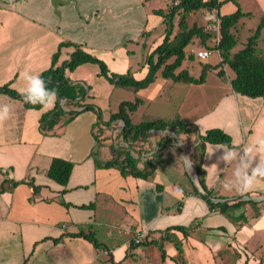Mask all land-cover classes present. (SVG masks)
<instances>
[{
    "label": "crops",
    "instance_id": "1",
    "mask_svg": "<svg viewBox=\"0 0 264 264\" xmlns=\"http://www.w3.org/2000/svg\"><path fill=\"white\" fill-rule=\"evenodd\" d=\"M10 1L0 0V85L9 83L18 91L24 87L21 73L30 71L40 74L49 68L53 54L64 41L81 44L86 50L103 59L113 72L125 73L130 70L136 79H143L149 71L146 63L148 55L162 43L165 36V17L156 13V10L167 11L173 2ZM219 1L222 2L217 8L220 15L230 14L238 9L231 0ZM239 4L243 12L250 14L245 17L254 15L255 12L264 13V0H239ZM205 13L204 8L190 12L187 16L188 26H204ZM243 18L240 19L237 29ZM69 22L75 25L63 26ZM77 25L83 26L81 34L77 37L69 36L67 32ZM174 25V31H177L178 25ZM247 39L248 37H240L238 44L241 43L236 49H240ZM208 46H213L212 40L200 44L197 38L190 49L194 53L193 50ZM74 50V46H63L59 63L69 59ZM213 51L218 53L220 62V52L216 49ZM195 62L196 60L183 63V67L192 74V69H195L197 74L194 75L199 77L203 65H196ZM205 62L213 66L217 64ZM95 65L82 64L74 71L68 70L67 75L74 83L86 87V95L80 97L84 103L98 106L101 115L104 107L109 111L104 119L107 121L111 113L118 111L120 103L129 99H121L118 109L113 110L111 100L121 86L111 84ZM219 69L210 67L207 75L212 72L215 78H219L216 77ZM232 78L230 77L224 88L220 78L208 83L213 88L214 96L215 90L219 91L215 102L208 105L206 102L213 96V93L210 94L205 89L208 76L200 84L172 83L159 76L148 87L134 91L135 99L139 97L143 100L136 112L160 97L173 100L174 95L180 96L177 115L188 125L195 126L201 133L218 127L229 133L233 139L231 147L207 144L203 167L208 187L222 199H244L250 196L263 204L264 180H258L247 193L224 187L225 183L230 186L241 184L237 168L241 161L248 160L244 155L245 148L256 138H264V98H253L235 92L230 82ZM193 84L197 86L194 93L191 89ZM182 88H186L183 94ZM142 89L147 93L145 98L137 96ZM221 89L223 92H220ZM0 103H7L12 109L10 118L0 123V186L5 179H32L36 185L41 186L35 192L32 185L21 183L13 190L0 193V264H105L106 261L108 264H123L129 259L128 254L141 251L140 246L132 247L138 231L146 229L151 235L158 236V230L178 224L188 225L194 220L199 221L200 227L205 230V241L208 245L201 239H186L181 232H175L183 239L188 258H195L200 262L212 258L213 251L228 243L235 247L248 244L258 233V229L264 227V212L253 219V223L247 220L232 221L221 212H211L207 201L200 196L186 192L192 190L194 181L184 168L182 156L186 158V150L193 152L198 135L196 132L179 133V137L186 141L185 146L172 140L163 150L162 160L154 176L144 179L132 175L124 176L115 167L96 166L91 152L98 139H104L102 146L107 141L106 131H102L101 136L97 134V140L94 135L98 128V112L87 110L74 119H66V122L61 119L52 131L45 134L40 128V118L56 103L51 108H27L21 99L2 92ZM63 107L66 111L82 108L72 103L64 104ZM85 115L88 116V121L86 119L78 125L76 122ZM102 146L99 148L100 158H111L114 150L104 152ZM157 148L150 141L144 142L141 147L142 154L137 157L140 158L138 167L144 168L146 160L153 157ZM233 148L236 159L225 163L223 157ZM108 153V157L101 156ZM55 157L74 163L66 185L48 175ZM252 166L255 167V163ZM158 185H161V189H158ZM108 201L120 212L119 223L98 213L101 206L106 208L105 203ZM91 202L95 203L93 208L79 207ZM250 205L246 203L239 207L234 215L244 214L247 217ZM93 225H106L113 231H123L130 238L118 244L98 240L105 245L104 249L95 247L84 236L73 237L69 234L81 230L88 232L93 229Z\"/></svg>",
    "mask_w": 264,
    "mask_h": 264
},
{
    "label": "trees",
    "instance_id": "2",
    "mask_svg": "<svg viewBox=\"0 0 264 264\" xmlns=\"http://www.w3.org/2000/svg\"><path fill=\"white\" fill-rule=\"evenodd\" d=\"M15 1L19 0H11L10 2ZM231 1L237 5L238 9L233 13L220 15L222 24L221 40L218 44L215 43L211 47H206L212 50H218L220 52L221 61L213 66L206 63V59H201L197 56L203 65V69L199 77H196L194 74L190 73L186 67H183V63L186 60L190 62L194 60L195 54L190 49V46L194 44L197 38H199L200 44H206V42L213 39V35L205 32L204 26L201 27L194 25L189 27L187 23V16L190 12L197 11L202 8L209 10L212 8H219L222 4L219 0H182L178 5H171L167 11L161 9L156 10V13L165 17V36L162 43L148 55L146 63L149 65V71L146 76L140 80L136 79L130 70L125 73L111 71L103 59L89 52L79 43L72 41H64L60 43L58 50L52 56V63L50 67L40 73L42 78L46 81L47 87L49 89H56L58 93V99L55 106L49 111L43 113L40 118L41 130L45 134L52 131L61 121L66 112L70 113V119H74L84 111L94 110L99 113L98 119L101 121L100 123L104 125L110 124L116 120H122L124 122L123 128L121 129V137L122 140L127 142L132 149L140 144L138 147L142 150L141 144L149 141V132L152 130L163 131L170 128L177 134L181 132H196L198 133L196 145L190 157L194 162L200 184L208 193L209 197L205 196L194 183L192 190L186 192L200 196L206 200L211 212L214 209H217L218 212L225 214L232 221H246L247 217L244 214L236 216L234 215V211L246 203L257 206L259 203L258 201L237 199L234 201L215 202L213 198H222L206 184L205 170L203 167L206 146L208 143L224 144L230 147L233 146V139L229 133L218 127L207 129L204 133H201L195 126L188 125L179 115L170 119L166 117L149 118L146 114H144L138 122H135L132 114L136 112L139 109V106L143 103V100L139 97L133 101H122L119 105L118 111L111 113L109 120L105 123L101 120L102 116L98 106L94 104H86L80 98L85 93L86 87L80 83H74L67 75L68 70L74 71L78 66L85 63H95L98 64L100 68V74L111 84L128 88L133 91H138L141 88L148 87L159 76L167 81H171L172 83L184 82L200 84L205 81L210 67L220 68L217 74L224 77V66L228 65L235 73L234 77L230 81L232 89L235 92L253 98H264V48L261 47L264 29V15L261 17L260 24L256 31L248 37L247 41L240 49H236L239 38L237 37L235 30L237 29L240 19L250 14L242 11L239 6V0ZM176 13L180 15V23L179 29L174 31L175 25L173 19ZM63 46H74L75 50L71 53L69 59L59 63ZM0 92L6 93L23 101L20 91L11 87L9 83L0 85ZM63 99L66 100L65 104L72 103L82 108L79 110L66 111L61 104ZM24 104L27 108H43L40 105H32L25 102ZM97 134L101 135L102 132L100 131L97 133L94 131L96 140L98 139ZM172 140V137L168 136L166 139L158 141L157 151L154 153L153 157L146 160L144 168L138 167V161L140 158L135 157L131 153V149L128 150L126 146L115 147L113 143H110L109 146L113 147L114 155L109 159H101L99 148L102 146V140L98 139V143L92 150L91 154L95 157L96 166L99 168L115 167L118 168L124 176L132 175L144 179H151L162 160L163 150L172 142ZM139 154L141 156L142 153L139 152ZM73 167L74 163L72 161L55 157L52 160L48 175L60 184L66 185L72 173ZM21 183H28L32 185L35 192H38L41 188V186L36 185L32 179H5L0 186V193L6 190H13ZM157 187L158 189H161V185H158ZM158 198L161 199V196H158ZM62 203L69 206V204L64 201H62ZM94 206L95 203L91 202L89 204L80 205L79 207L93 208ZM257 215H259V213ZM198 227H200V222L194 220L188 225L178 224L169 226L163 230H158V236L151 235V233L148 232V235L145 236L139 244L132 241V247L156 245L163 251L162 256L165 259L166 256L163 242L171 241L174 243L177 251L176 256H183L185 254L183 239H181L175 231L181 232L185 238L193 236ZM69 234L73 237L84 236L90 240L95 247L106 249L105 245L98 241L95 231L92 228L88 232L81 230L79 232Z\"/></svg>",
    "mask_w": 264,
    "mask_h": 264
},
{
    "label": "rangeland",
    "instance_id": "3",
    "mask_svg": "<svg viewBox=\"0 0 264 264\" xmlns=\"http://www.w3.org/2000/svg\"><path fill=\"white\" fill-rule=\"evenodd\" d=\"M80 3V2H78ZM260 11V10H259ZM264 14V13H263ZM262 13H256L254 15H251L249 17H244L242 19V24L241 26L239 25V28L235 30V33L237 35V37H249L251 36L256 29L258 28L260 21H261V16L263 15ZM174 24L178 25L179 28V23H180V15L178 13H176V15L174 16ZM71 25H75L71 22H69L68 24H64L63 26H71ZM190 25V24H189ZM83 26L82 25H77L75 26V28H70L69 32H67L69 34V36L71 37H77L79 35V33L81 34V30H82ZM262 41H261V47L264 48V29H263V34H262ZM212 40V45L215 44L214 39ZM210 40V42H211ZM241 43V42H240ZM240 43L238 44V46L240 45ZM243 46V45H242ZM241 46V47H242ZM90 52V51H89ZM195 54V53H194ZM100 58V57H99ZM194 60H196V65L202 64V62H200L201 60L197 57V55L195 54ZM188 62V60H186ZM184 62L185 64L187 62ZM205 61H209L212 63H219L218 61V53L216 51H214L212 53V55L207 58ZM189 63H191L189 61ZM194 63V64H195ZM90 65H94V64H90ZM95 67L97 69H99V66L96 64ZM225 76L221 77V76H216L219 77L223 82V88L225 87V85H227L229 83V79L230 77H234L235 73L233 71V69L228 66L225 65ZM82 69V68H81ZM80 69V70H81ZM78 70V71H80ZM192 72L194 74H197V71L195 69H192ZM215 74H213L212 72L207 75L208 76V82H207V86L205 87L206 91H208V93L212 94L213 93V88L211 86V82H214V79H219V78H215L214 76ZM218 81V80H216ZM215 84V83H214ZM213 85V84H212ZM120 87V86H118ZM189 87V86H188ZM177 88V87H176ZM175 88V89H176ZM192 91L193 93L196 91L197 86H195V84H193L192 86ZM182 94L185 93L186 88H182ZM145 89L140 90L139 94L137 96H142V97H146L147 93L144 92ZM174 90H171V92H173ZM170 92V91H169ZM220 92H223V89L220 90ZM213 96H211V98L206 102L208 105H212L215 102V98H217V96L219 95V91L215 90V96L214 93L212 94ZM180 96H175L173 97V100H169L167 99L165 96L162 98H158L154 101H152L151 104H148L147 107H143L138 113H134L133 115V120L138 122V119H141L143 117L144 114H146L149 118H153V117H161L163 115H167V116H171L169 117L170 119L177 117V113L179 110V104H178V100H179ZM121 99H129V100H134L135 99V95H134V91L128 88H118L116 90V92L114 93L112 100H111V105H112V109L113 110H117L118 109V103ZM188 102H190V99L188 100ZM108 110L104 107L103 111H102V121L106 123V120H104L108 114ZM88 116L85 115L83 116V118H81V120H79L78 122H76L78 125H80L81 123H84L85 120L87 119L88 121ZM70 118V113L66 112L64 117H62L63 121H65L66 119ZM146 118V119H149ZM67 121V120H66ZM65 121V122H66ZM101 121L98 119V121L96 120V123L98 125V128L100 129H96L95 131L97 133H99L100 131H106L105 133L107 134V136H105V139H107L106 143L102 146V150L104 152H108L111 150H114L113 147L109 146L110 143H113L115 147H121V146H126L128 148V150L131 149V153L138 157L139 152L142 153V150L139 149V145L138 144L135 148H131L128 147L122 140L121 137V129L123 128V121L121 120H116L113 121L110 124H102L100 123ZM77 124H74L77 125ZM104 125V127H102ZM73 127V126H72ZM107 127V128H106ZM168 130H172L170 128H167ZM166 130H152L149 132V141L151 142V145H157L158 141H162L164 139H166L168 136H171L173 140L176 141L177 144L182 145L184 144L185 146V140L182 137H179V135L172 130L173 132H169ZM103 134V133H102ZM101 134V135H102ZM99 135V134H98ZM100 135V136H101ZM104 140V139H102ZM182 142V143H181ZM129 145V144H128ZM158 146V145H157ZM141 147H143V144H141ZM158 149V148H157ZM146 151V150H145ZM191 153L189 150H186V158L184 156H182V161H183V165L184 168L188 171L189 175H193V171L192 169H190L189 167V163L192 164L194 166V162L191 160L190 157ZM102 157H108V154H102ZM195 167V166H194ZM193 180V178H192ZM252 205V204H251ZM249 206V212H248V216H247V222L253 223V219L258 218V216H260L261 212H264V202L263 204L258 203L257 206ZM263 205V206H260ZM106 208H104L103 206L100 207V210L98 211V213L100 212L101 214H103L108 220L111 221H115L119 223L120 220V212L117 211L114 208V205L111 201H108L107 203H105ZM259 213V215H257ZM217 219H219V217H217ZM253 225V224H252ZM93 230L95 231L96 237L98 238V240H101L103 242H116L117 244L120 243L122 240H125L127 238H130V235H126L123 231H118V230H114L111 229L108 226H96L93 225ZM205 230H203L201 227H198L197 230L194 232L193 236H189V237H195V239H201L202 242H204L206 245L207 242L206 240V234H205ZM133 237V235L131 236ZM189 237H185L186 239H188ZM205 238V239H204ZM184 243V241H183ZM164 245V251H165V259L162 256V250L156 246V245H151V246H141V251L139 253H132L128 255V258L123 264H264V227L261 229H258V233L255 235V237L253 238V240H250L248 244L243 243L242 245H237L236 247L233 246L231 243L226 244L224 247L213 251L212 252V258L209 257L208 260H201L200 262H197L195 260V258H188L186 252L183 256H176V249L174 246V243L171 241H164L163 242ZM109 262V260H108ZM105 264H108L107 261L105 262Z\"/></svg>",
    "mask_w": 264,
    "mask_h": 264
},
{
    "label": "clouds",
    "instance_id": "4",
    "mask_svg": "<svg viewBox=\"0 0 264 264\" xmlns=\"http://www.w3.org/2000/svg\"><path fill=\"white\" fill-rule=\"evenodd\" d=\"M24 81V87L20 89V95L25 103L32 105H40L44 108H51L54 106L58 99L56 89H49L46 81L40 74H34L30 71L21 73ZM12 109L7 103H0V123L10 118ZM222 147H227L223 145ZM245 157L248 158L247 162L241 161L237 174L241 177V184L229 185L224 184L226 189L235 188L241 193L250 192L258 180H264V138H256L253 143L248 144L245 148ZM257 157L259 161L257 162ZM235 148L231 149L227 155L223 157L225 163H230L235 160ZM255 163V167H253Z\"/></svg>",
    "mask_w": 264,
    "mask_h": 264
},
{
    "label": "built area",
    "instance_id": "5",
    "mask_svg": "<svg viewBox=\"0 0 264 264\" xmlns=\"http://www.w3.org/2000/svg\"><path fill=\"white\" fill-rule=\"evenodd\" d=\"M182 0H173L172 5H178ZM206 23L204 24V31L207 33H211L213 35V39L216 44H218L221 40L222 37V32H221V18L220 14L218 12L217 8H212V9H206ZM194 53L201 59H207L209 58L212 53L214 52L210 48H200L197 50H193ZM62 106L65 104V100L63 99L61 101ZM212 212H218L217 209H214ZM148 235V230L142 229L138 231L134 238V243L139 244L142 239Z\"/></svg>",
    "mask_w": 264,
    "mask_h": 264
},
{
    "label": "water",
    "instance_id": "6",
    "mask_svg": "<svg viewBox=\"0 0 264 264\" xmlns=\"http://www.w3.org/2000/svg\"><path fill=\"white\" fill-rule=\"evenodd\" d=\"M87 90V89H86ZM86 93H87V91H85V93L82 95L83 97L86 95ZM123 125H124V122H123ZM167 131H169V132H173L172 130H168L167 129ZM124 142V141H123ZM128 147H130L129 145H128V143L127 142H124ZM189 167H190V169H192V171H193V175H192V178H193V181H194V183H195V185L198 187V189L205 195V196H207V197H209V195H208V193L202 188V186H201V184H200V181H199V178H198V175H197V171H196V168L193 166V165H191L190 163H189ZM244 198V197H243ZM242 199V198H241ZM244 199H247V200H254V198L253 197H246V198H244ZM263 199V198H262ZM213 200L215 201V202H219V201H234V200H237V199H217V198H213ZM260 200V199H259Z\"/></svg>",
    "mask_w": 264,
    "mask_h": 264
}]
</instances>
